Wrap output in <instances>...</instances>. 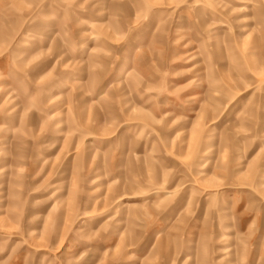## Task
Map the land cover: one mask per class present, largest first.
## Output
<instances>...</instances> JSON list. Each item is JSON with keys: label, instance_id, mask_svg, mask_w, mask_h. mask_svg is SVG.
Wrapping results in <instances>:
<instances>
[{"label": "rangeland", "instance_id": "rangeland-1", "mask_svg": "<svg viewBox=\"0 0 264 264\" xmlns=\"http://www.w3.org/2000/svg\"><path fill=\"white\" fill-rule=\"evenodd\" d=\"M263 181L264 0H0V264H264Z\"/></svg>", "mask_w": 264, "mask_h": 264}, {"label": "bare ground", "instance_id": "bare-ground-1", "mask_svg": "<svg viewBox=\"0 0 264 264\" xmlns=\"http://www.w3.org/2000/svg\"><path fill=\"white\" fill-rule=\"evenodd\" d=\"M262 186H264V181L262 182ZM171 190H172V189H171ZM171 190H170V191H171Z\"/></svg>", "mask_w": 264, "mask_h": 264}]
</instances>
